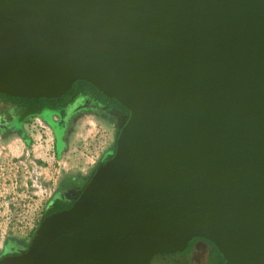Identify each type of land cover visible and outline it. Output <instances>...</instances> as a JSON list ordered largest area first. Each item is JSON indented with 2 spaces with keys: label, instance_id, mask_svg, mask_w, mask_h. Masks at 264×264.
Returning <instances> with one entry per match:
<instances>
[{
  "label": "water",
  "instance_id": "1",
  "mask_svg": "<svg viewBox=\"0 0 264 264\" xmlns=\"http://www.w3.org/2000/svg\"><path fill=\"white\" fill-rule=\"evenodd\" d=\"M79 79L129 110L114 152L0 264H152L195 237L264 264V0H0V93Z\"/></svg>",
  "mask_w": 264,
  "mask_h": 264
},
{
  "label": "rangeland",
  "instance_id": "2",
  "mask_svg": "<svg viewBox=\"0 0 264 264\" xmlns=\"http://www.w3.org/2000/svg\"><path fill=\"white\" fill-rule=\"evenodd\" d=\"M0 113H6L2 103H0ZM53 119L55 120L56 117L54 116ZM99 128L105 129L104 131L110 134L112 145L116 133L113 122L95 114L76 115L64 135L66 148L62 151V157L56 155L53 128L42 118H33L24 125L26 139H31L27 145L24 143L23 133L18 130L7 135L0 133V150L3 149V145L11 142V153L4 151L0 156L12 158L17 155V160L27 158L21 168L17 166V241L19 243L28 245L44 217L42 214L47 202L59 189H68L74 179L80 183L87 181L94 169L83 171L80 168L74 148L82 136L93 134ZM73 175H78V178L71 177ZM6 229V223L0 225V247ZM154 264L162 263L156 261Z\"/></svg>",
  "mask_w": 264,
  "mask_h": 264
},
{
  "label": "trees",
  "instance_id": "3",
  "mask_svg": "<svg viewBox=\"0 0 264 264\" xmlns=\"http://www.w3.org/2000/svg\"><path fill=\"white\" fill-rule=\"evenodd\" d=\"M0 103H2L6 114L14 115L21 126L35 117L44 116L54 130L57 157H61L62 151L66 148L64 135L76 115L87 111L98 116L111 117L114 116L112 111L126 109L115 98L106 96L95 85L83 79L75 81L71 90L59 98L27 99L0 93ZM27 140L31 141V139ZM65 189L61 188L54 194L51 211L55 212L71 206V204L69 206L62 204ZM18 246L19 242L17 241V253L20 251ZM156 261H160L162 264H226L225 258L218 248L209 240L201 237L193 238L189 246L182 252L155 257L152 264Z\"/></svg>",
  "mask_w": 264,
  "mask_h": 264
},
{
  "label": "flooded vegetation",
  "instance_id": "4",
  "mask_svg": "<svg viewBox=\"0 0 264 264\" xmlns=\"http://www.w3.org/2000/svg\"><path fill=\"white\" fill-rule=\"evenodd\" d=\"M81 113L95 114L87 111ZM111 113L114 116H107L103 118L114 123L116 133L115 136H113V144L110 146V149L104 153L100 162L109 158L110 153L114 151L116 138L119 132L118 125L120 122L124 121L125 116L129 115V111L126 109H119L117 111L115 110ZM35 118H42L46 120L44 116H38ZM24 125L21 126L19 124V120L14 115L0 113V133L3 135H7L9 132L18 130L23 133V137L25 138L24 143L25 145H27L31 141H28L26 139L27 133L25 132ZM52 132L54 133V130H52ZM10 143L11 142L3 145V149L0 150V154H2L4 151L8 154L11 153ZM26 160L27 158L17 160V155H14L12 158L8 156H0V225H2L3 223L7 224L4 240L0 247V258L4 255L17 254V166L21 168L22 163H25ZM71 177L78 178V175H73ZM84 183H80V181L74 179L71 187L63 191L65 197L62 200V204L64 206H69L70 204H72L78 194L79 189L82 188ZM53 197L54 196H52L47 202L43 212V216L54 212L51 211L53 208ZM25 247V245L19 243V250Z\"/></svg>",
  "mask_w": 264,
  "mask_h": 264
},
{
  "label": "built area",
  "instance_id": "5",
  "mask_svg": "<svg viewBox=\"0 0 264 264\" xmlns=\"http://www.w3.org/2000/svg\"><path fill=\"white\" fill-rule=\"evenodd\" d=\"M104 130L99 128L93 134L87 135L86 137L82 136V139L74 148L75 154L78 155L77 158L80 168L83 171L94 169L99 164L104 153L110 149L112 139L110 134ZM52 152L55 155V152Z\"/></svg>",
  "mask_w": 264,
  "mask_h": 264
},
{
  "label": "crops",
  "instance_id": "6",
  "mask_svg": "<svg viewBox=\"0 0 264 264\" xmlns=\"http://www.w3.org/2000/svg\"><path fill=\"white\" fill-rule=\"evenodd\" d=\"M61 157H62V154H61ZM60 159V158H59ZM64 161V160H63Z\"/></svg>",
  "mask_w": 264,
  "mask_h": 264
}]
</instances>
